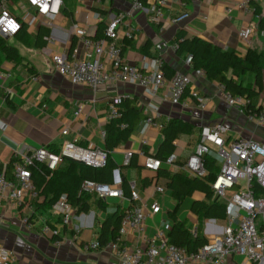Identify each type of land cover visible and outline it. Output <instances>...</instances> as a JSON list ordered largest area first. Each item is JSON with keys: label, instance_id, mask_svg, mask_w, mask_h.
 Here are the masks:
<instances>
[{"label": "crops", "instance_id": "crops-1", "mask_svg": "<svg viewBox=\"0 0 264 264\" xmlns=\"http://www.w3.org/2000/svg\"><path fill=\"white\" fill-rule=\"evenodd\" d=\"M240 1L242 0L169 1L163 6V16L157 22L153 17L158 0H147L145 9L133 8V0H64L60 14L53 19L38 16L36 22L31 24L30 17L24 19L23 14L26 11L34 13L35 9L25 0H10L11 12L26 23L33 38L41 26L50 27L51 33L47 44L42 48L25 44L15 35L5 37L9 45L18 49L23 57L22 61L8 59L0 50V166L5 168L13 158L21 159L33 146L43 145L58 151L67 140L82 146L95 145L105 149L106 136H103V131H106V126L110 123L108 103L118 95L136 98L137 106L145 115L150 114L148 104L154 103L159 107L156 117L164 124L173 117H180L195 125L192 133L180 134L175 142L179 163L170 165L162 160V166L158 170H151L144 165V154L154 156L163 141V132L150 128L142 133L141 126L145 118L142 119L129 140L122 142L110 153L116 167L114 173L118 171L121 178L119 183L113 181L111 184L123 190V195L99 198L85 194L88 209L77 212V206L74 205V215L67 224L53 207L43 205L44 199L57 192L54 183L47 185L46 181L48 188L42 186L46 193H43L41 199L20 205L10 200L4 202L0 206V244L14 252L15 264H123L106 246L112 239L99 249L86 250L84 247L96 239L100 241L102 224L108 216L123 215L133 206L134 202L130 198L132 183L140 193L137 204L148 206L157 200L161 211L147 218L141 232L127 228L125 233H118L122 243L130 249L146 247L144 237H156L161 229H165L169 235L172 227L169 212L176 208L178 219L185 221L187 228L194 234L205 235L209 242L223 232L227 218L205 219L192 211L196 200L205 199L203 193L195 192L192 196L185 197L177 207V201L167 187V178L159 177L158 173L160 169L185 173L178 165L194 151L203 125H224L227 129L224 135L229 141L245 136L264 142V128L249 122L244 114L228 104L224 90L220 87L221 83L209 80L203 70H194L187 61L189 56L178 55L174 48V39L182 32L187 38H201L224 49L235 50L243 58L247 57L251 49L258 53L264 52V36L259 31L264 28L261 25L264 20V0L252 4L254 10L250 12L234 6ZM230 6H234L231 11L228 10ZM185 11L190 14L188 18L178 23L172 21ZM120 13H125V17L119 26V40L123 56L129 63L142 66L145 59L159 57L167 67L164 71L168 80L177 71L188 75L191 83L180 103L173 104L170 101L168 87L161 89L155 97L148 95L139 85L121 82L93 90L84 85L73 84L58 72L52 60L53 54L65 53L69 56L75 40L72 56L82 57L85 53V45L74 32V25L84 28L87 37L95 39L104 34L108 22ZM251 25L256 28L252 37L241 38L239 31ZM130 28L134 32L132 37L126 35ZM234 77L243 80L246 85L255 86V76L252 73ZM201 100L207 101L205 108L199 106ZM253 102L264 104V88ZM65 129H68V134L62 133ZM130 151L137 155V166L125 164V156ZM209 156L216 159L215 153ZM71 161L67 159L57 168L59 175L56 180L65 182L78 177L79 169L70 166ZM219 164L215 163L210 171L213 175L218 171ZM13 171L14 166L9 173L10 177ZM123 178L128 182V194L124 189ZM158 186L164 187V192H159ZM62 194L68 196L67 192L61 191L58 198ZM100 201L104 203V207L100 206ZM28 214H31V227L24 221ZM45 225L59 230V234L44 233L42 229ZM58 240L60 244L57 243ZM224 264L256 263L243 255L232 253L227 255Z\"/></svg>", "mask_w": 264, "mask_h": 264}, {"label": "built area", "instance_id": "built-area-1", "mask_svg": "<svg viewBox=\"0 0 264 264\" xmlns=\"http://www.w3.org/2000/svg\"><path fill=\"white\" fill-rule=\"evenodd\" d=\"M35 9L34 13L24 12L23 18H29V23H35L38 16L53 19L60 14L64 0H25ZM169 1L158 0L154 7V21H159L163 16L162 8ZM262 0H242L235 3V7L246 12L254 10L252 4ZM133 8L145 9L142 0H133ZM228 7L231 11L232 7ZM185 11L172 19L178 23L189 17ZM125 13L113 17L107 24L104 35L95 39L87 37L84 28L73 26L76 35L85 45L82 57H69L65 53L52 55L53 63L58 72L69 78L75 85H84L93 90L111 83L121 82L127 85H139L151 97H155L161 89L168 87L169 99L173 104L181 102L189 84L187 74L177 71L168 80L163 70L164 61L159 57L145 59L142 66L129 63L123 56L120 42L119 26L123 22ZM22 21L11 12L10 0H0V36L10 37L16 35L22 27ZM256 28L251 25L242 28L239 36L250 39ZM264 36V28L259 30ZM133 29H127L126 35L132 37ZM175 48V46H174ZM192 57L188 58L190 63ZM224 90V96L230 106L237 112L244 114L247 120L264 128V104H255L250 98L241 95H232ZM125 97L122 95L111 98L108 103L110 121L122 117V104ZM199 106L205 108L207 103L200 101ZM150 114L143 120L141 131L145 133L150 128L163 130L165 124L157 119L159 107L154 103L148 104ZM1 122V121H0ZM226 127L222 124L203 125L200 130L199 141L194 151L188 158L180 162L179 169L191 177L206 178L210 170L206 166V157L215 153L214 163H220L219 169L209 182L215 197L227 205V224L220 235L197 251H188L186 247L178 246L169 241L167 231L159 230L156 237H144L146 247L137 246L130 249L123 244L121 237L108 242L106 246L118 256L123 264H224L227 255L237 253L245 256L256 264H264V142L255 138L238 136L232 140L225 138ZM68 134V129L63 130ZM106 136V131H103ZM145 155L144 165L151 170H158L163 161L153 155ZM133 152L125 156V164H129ZM85 163L88 166L101 168L107 165L108 153L95 145L82 146L75 141L67 140L63 143L60 152L47 146L30 147L28 153L14 164L11 178L4 172L0 173V206L6 201H15L18 205L41 199L40 191L33 178L31 166L45 164L49 169H57L65 160ZM179 153L175 151L167 159L170 165L178 164ZM178 162V163H177ZM121 180L117 172L114 173L115 183ZM131 190L133 206L127 209L121 221L119 234L125 233L127 228L144 230L147 218L151 214L161 211L160 203L155 200L148 206L137 204L140 199L139 190L134 183ZM159 192H164V187L158 186ZM92 194L99 198L118 197L123 195V190L115 188L112 184L101 183L93 179L82 182L80 194ZM148 207V210L146 209ZM53 210L62 217L67 224L71 221L75 207L69 202L67 194H62L54 203ZM31 214L24 217L29 227ZM260 218L258 225L256 219ZM44 233L51 232L58 235L59 230H53L45 225ZM60 244V241H57ZM103 247L96 239L85 244L84 249L95 250ZM16 257L12 250L0 244V264H15Z\"/></svg>", "mask_w": 264, "mask_h": 264}, {"label": "trees", "instance_id": "trees-1", "mask_svg": "<svg viewBox=\"0 0 264 264\" xmlns=\"http://www.w3.org/2000/svg\"><path fill=\"white\" fill-rule=\"evenodd\" d=\"M142 1L146 3L147 0ZM261 23L262 27H264V20ZM50 33V27L41 26L35 38H33L28 31L26 23L23 22L21 29L15 36L19 41L25 44H33L36 47L42 48L47 44ZM75 42L76 40L72 44L69 57L73 54ZM174 46L178 55L186 54L192 57L190 63L194 70H203L209 80L223 84L226 92L232 95H241L250 98L252 101L262 93L264 88V52L258 53V51L251 49L247 57L243 58L235 50L224 49L221 46L201 38H187L182 32H179L175 37ZM0 50L8 59L16 61L23 60L18 49L15 46L9 45L7 40L2 36H0ZM166 69L167 67L164 64L163 70L166 71ZM230 72H232V75H229ZM250 73L255 76V86L246 85L243 80H237V78L234 77ZM121 109L122 117L110 121L106 126L105 150L108 153V162L106 166L96 168L72 160L70 166L78 167L79 175L65 182L56 180L59 175L58 169L51 170L45 164L41 163L31 166L33 178L41 196L45 192L42 186L48 188L47 185L52 183L55 184L54 188L57 192L54 196L44 199L43 205L52 208L58 196L61 194V191H64L68 193L69 202L77 206V212L85 211L88 209L89 205L86 201L87 198H85L86 195L83 193L80 194L82 182L85 179H93L101 183H113L116 167L110 158V153L122 142L129 140L132 132L139 126L141 120L147 116L137 106L136 98H125ZM194 128L195 125L193 123L180 117L171 118L162 130L163 141L154 156L161 160H166L175 152V142L179 138V135L183 133L190 134ZM53 151L60 152L61 149ZM18 160L20 159L13 158L5 168L0 166V173L4 172L7 177L11 178L9 173ZM214 162L215 159L212 156L208 155L206 157V166L210 171L214 167ZM128 165H138L137 155L135 153H133L132 159ZM158 175L159 177L163 176L167 178V187L172 191V196L177 201V207L185 197L192 196L195 192H201L205 195V199L196 200L192 205V211L200 218H227L226 203L222 202L220 198L215 197L209 184V180H212L214 177L212 172L203 179L190 177L188 174L182 172L172 173L165 169H160ZM49 177L50 180H48ZM46 181H48L47 185ZM41 182H43V185ZM122 182L126 190L125 192L128 194V182L124 178ZM100 206L104 207L102 201H100ZM176 209L169 212V216L172 220V227L168 235L169 241L178 246L186 247L190 252L197 251L207 244L209 239L205 235L199 233L194 234L187 228L186 222L178 219ZM123 215L108 216L103 222L99 238L102 244L110 239L115 240L119 236L118 233L120 231Z\"/></svg>", "mask_w": 264, "mask_h": 264}, {"label": "rangeland", "instance_id": "rangeland-1", "mask_svg": "<svg viewBox=\"0 0 264 264\" xmlns=\"http://www.w3.org/2000/svg\"><path fill=\"white\" fill-rule=\"evenodd\" d=\"M206 102H207V101H206ZM220 163L222 164V161H220ZM256 221H257V224H258V225L261 223V219H260V218H257Z\"/></svg>", "mask_w": 264, "mask_h": 264}, {"label": "water", "instance_id": "water-1", "mask_svg": "<svg viewBox=\"0 0 264 264\" xmlns=\"http://www.w3.org/2000/svg\"><path fill=\"white\" fill-rule=\"evenodd\" d=\"M6 38H8V37H6ZM81 164H84V163H81Z\"/></svg>", "mask_w": 264, "mask_h": 264}]
</instances>
